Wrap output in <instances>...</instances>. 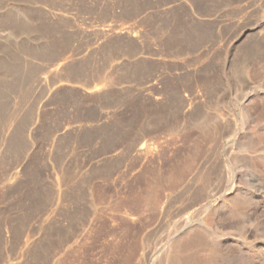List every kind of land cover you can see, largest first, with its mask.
Returning <instances> with one entry per match:
<instances>
[{"label": "rangeland", "instance_id": "374dc122", "mask_svg": "<svg viewBox=\"0 0 264 264\" xmlns=\"http://www.w3.org/2000/svg\"><path fill=\"white\" fill-rule=\"evenodd\" d=\"M0 264H264V0H0Z\"/></svg>", "mask_w": 264, "mask_h": 264}, {"label": "bare ground", "instance_id": "6f19581e", "mask_svg": "<svg viewBox=\"0 0 264 264\" xmlns=\"http://www.w3.org/2000/svg\"><path fill=\"white\" fill-rule=\"evenodd\" d=\"M113 30V29H112ZM111 30V31H112ZM110 31V30H109ZM107 33V32H106ZM108 34V33H107ZM115 34V33H114ZM106 35V34H105ZM111 35H112V32H111ZM66 69V68H65ZM62 71V70H61ZM55 76H56V74H55ZM49 77V76H48ZM52 77V76H51ZM45 78V77H44ZM58 79V78H57ZM60 80H65V81H69L70 82V80H68V79H60ZM60 80H58V81H60ZM56 83V82H55ZM49 84V83H48ZM62 87V86H61ZM46 90V89H45ZM98 90L97 89H94V87L92 86V87H90V86H87V88H86V91L85 92H87V93H95V92H97ZM100 92V91H99ZM99 96V95H98ZM97 96V97H98ZM28 108V107H27ZM107 111V110H106ZM110 111V110H109ZM109 111H107V112H105L104 113V116H101L100 118H102V117H104V118H107L108 116H107V113L109 112ZM112 114V113H111ZM110 114V112H109V115H111ZM107 116V117H106ZM139 150V149H138ZM141 150V149H140ZM146 150V149H145Z\"/></svg>", "mask_w": 264, "mask_h": 264}]
</instances>
